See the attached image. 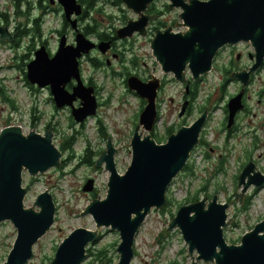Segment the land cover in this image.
<instances>
[{"label": "water", "instance_id": "95a60500", "mask_svg": "<svg viewBox=\"0 0 264 264\" xmlns=\"http://www.w3.org/2000/svg\"><path fill=\"white\" fill-rule=\"evenodd\" d=\"M156 0H123L127 8L138 14L137 21H129L119 29L117 38L125 40L135 33L147 37V29L158 15L148 14L149 6ZM172 10L182 9L181 18L189 31L173 33L169 28L159 31L152 43V50L163 71L173 73L176 80L184 82L189 68L194 79L209 73L220 49L227 45L249 42L256 51V63L252 71L264 63V0H170ZM58 3L66 22L75 34V44H68L64 34L54 56L45 46L34 53L27 65L26 78L31 86L40 90L49 88L55 104L60 109H70L75 123L82 125L95 117L98 100L95 89L87 86L80 70V60L98 49L106 54L110 42L96 44L79 28V17L84 7L79 0H51ZM160 19V18H159ZM0 40L14 42L8 26L0 23ZM248 76V75H247ZM234 77V76H233ZM235 78V77H234ZM246 84V78L236 77ZM75 83L71 91L67 86ZM128 90L146 102L139 116V128L130 143L132 161L124 174L118 172L115 156L119 154L111 139L107 149L96 163L105 164L111 173L105 199L91 203L80 216L91 215L99 228L120 233L118 264H131L134 258L136 235L152 209H162L168 204L167 193L173 181L189 162L191 153L199 144L205 116L190 127H182L165 144H158L151 137L158 119L157 98L160 79L143 82L132 75L127 81ZM1 97V95H0ZM79 102V106L76 103ZM185 106L182 110H185ZM243 92L229 100V124L234 125L237 113L243 110ZM182 116V114L180 115ZM141 128L148 136L140 135ZM63 153L55 145L53 134L41 135L36 131L24 134L19 127H7L0 133V225L9 221L17 230L16 242L2 264H28L34 257V247L55 223L56 203L50 193L39 195L34 203L39 212L25 208L27 190L23 187V174L42 175L61 166ZM255 168V169H254ZM256 167L248 164L239 178L240 190L246 193L249 186L257 190L264 187V175L259 171L250 176ZM246 177L249 181L245 182ZM95 189L90 179L84 192ZM231 205L218 202V196L207 204L199 201L181 207L168 230L180 229L183 239L197 260L213 264H264V221L244 235L239 245H229L224 234L228 226V208ZM99 234L79 228L72 232L58 247L49 264H84L90 244L96 243Z\"/></svg>", "mask_w": 264, "mask_h": 264}, {"label": "rangeland", "instance_id": "374dc122", "mask_svg": "<svg viewBox=\"0 0 264 264\" xmlns=\"http://www.w3.org/2000/svg\"><path fill=\"white\" fill-rule=\"evenodd\" d=\"M104 1L98 0L95 3L96 9L89 16L94 20L96 26L109 36L115 35L117 30L126 26L129 21H137L138 14L127 8L124 3L114 5ZM189 1L191 0H185L187 3ZM152 5L148 8L149 10ZM170 6V0L154 2V12L159 11L163 15L149 25L147 37L135 33L129 39L120 40L117 38L119 40L118 49L121 52H126L124 66H121V62L112 60L114 71L117 74L109 71L105 65L98 69L94 68L90 60L82 63V77L85 81L93 79L97 82L100 87L101 103L97 115L87 120L84 123V128L77 123L72 126L69 118L71 116L70 109L59 110L58 113L55 111L54 104L50 102L51 95L48 90H40L26 82L24 71L26 72L27 65L33 60L35 53L28 50L31 48L30 38L21 39L18 47L13 46L17 42L16 40L9 43L0 40V89L14 101L13 109L12 105L4 100L0 91V133L3 129L14 126L21 128L24 134L33 130L44 134L45 125L56 121L58 122L57 133L56 139L53 138V140L59 147L58 144L64 134L79 132L74 152H62L63 157L59 168L50 169L35 177L30 176L27 171L23 174V187L27 190L25 208L33 209L37 197L43 193H50L56 203L55 223L34 247V257L28 264L51 263L61 243L79 228L100 235L96 243L89 245L90 251H87L89 259L84 264L119 263L120 233L105 227L99 228L91 215H85L82 218L80 216L91 203L99 199L103 200L107 196L111 173L105 169V164L97 167L96 163L106 151L108 140L113 141L114 147L119 152L115 156V162L120 174L126 172L132 161L130 143L140 126L139 116L144 111L146 104L143 106L141 98L128 90L127 85L123 83V76L120 74L128 73L129 77L135 75V67L138 66L141 72L154 73L157 78L165 80L166 83L158 96L161 98L158 106L161 119L155 129L158 136L164 137L163 143L160 144L167 142L169 138L167 130L170 126H175L178 130L183 125L179 118L183 88L181 84L173 81V75L163 71L152 50V43L159 31L165 32L169 28L173 30V33L185 34L189 31L181 18L183 10H172ZM52 7L61 8L57 2ZM22 9L24 10V8ZM0 11H8L9 24H1L8 26L12 32L13 29L16 31L19 24L27 23V16L15 14V0H0ZM37 12V9H32L29 18L35 17ZM62 15L63 11L50 12L45 15L44 37L39 41L34 39L38 44L36 50L40 48L39 42L42 44L44 40L45 43L47 42L45 46L48 50L57 52L61 38L59 32L62 29ZM79 28L81 29L80 22ZM20 29L22 30L21 27ZM81 31L83 32L82 29ZM73 33L70 26L66 32L68 43H74ZM87 37L94 42L97 38L91 35ZM249 49L247 45L242 44L237 52L245 55ZM253 49L254 47L250 50ZM25 54H30V56L23 61L22 57ZM91 56L95 59L99 56V52L93 51ZM131 59L135 61V64L137 63L136 66L128 62ZM238 65L245 68L249 65V60L246 58L245 61L238 62ZM187 72L191 73L189 68ZM223 74L219 75L218 72H213L206 79L201 96L197 101V105L203 106L209 95L212 98L207 101V105L212 106L211 109H213L212 120L208 128V139H213L211 144L218 150L211 153L206 149L208 159L197 154L193 155V158L190 155L192 161H189V164H191L192 173L183 171L179 174L168 190V204L160 210L152 209L146 217L135 238V254L131 264H213L212 262L198 261L196 252L193 256L190 254L189 246L178 227L168 230V226L172 223L178 210L186 205L199 201L209 204L215 196H218L219 203L230 204L227 212L228 226L224 230L229 245H239L244 235L253 230L258 223L264 221V187L257 190L254 186H249L246 193L243 194L239 186L240 175L244 167L250 163L256 167L250 176L255 177L258 171L264 175V125L261 124L264 121V103H258V91L264 86V68L256 76L249 89L250 115L245 123L251 122V128L243 129L235 138L228 141H225L223 134L220 133L224 117L222 110L229 98L237 93L239 84L237 82L226 83L222 91L219 92ZM34 113L38 118L36 125H34ZM99 120L107 132L108 137L106 138H102L99 133ZM257 128H259L258 141L255 136L250 134V130L255 133ZM140 135L146 137L148 133L141 128ZM152 139L156 141V139ZM254 142L258 143L256 148L253 146ZM88 145L93 151L99 152L95 157L94 166H88L82 162ZM90 179L94 180L95 189L91 193L84 192L83 187ZM248 181L249 177H246L245 182ZM94 192H96V196H94ZM194 198H197L195 202ZM34 210L39 212L38 207ZM16 236L17 230L13 229L9 221L0 225V264L6 261L14 247Z\"/></svg>", "mask_w": 264, "mask_h": 264}, {"label": "flooded vegetation", "instance_id": "af4514ba", "mask_svg": "<svg viewBox=\"0 0 264 264\" xmlns=\"http://www.w3.org/2000/svg\"><path fill=\"white\" fill-rule=\"evenodd\" d=\"M152 4H151L152 7L150 8V10L148 9V13L151 12L150 15H158L159 16L158 19H159L161 17V15H163V14L159 11L158 12L156 11V13H155L153 10L154 9V3H152ZM151 23H153V22H151ZM124 27H126V26H124ZM116 33H115V35H112V36L108 35L109 40H101V39L96 38V41H95L96 44H99L101 42H110L111 43V49L106 54H102L98 49L93 50V51L99 52V56L96 57L95 59H93L91 56V53L93 51L89 55L84 56L80 60V70H81L82 63L84 61L90 60L91 63L93 64V66H94V62H96V63L100 64L102 67H103V65H105V67H107V69L109 71L117 74L113 68L114 67L113 61L121 62V66H124V64H125L124 62L126 61V58H125L126 52H121L118 49L119 40L117 39ZM19 36H20L19 32L17 30L15 31L13 29V32H12L13 39H16V41H17ZM43 42H45V41L43 40ZM46 44H47V42H46ZM68 44H70V45L75 44V34H74V43L73 44L68 43ZM242 44L247 45L250 49L253 48V46L249 42H241L237 45H227V46L223 47L222 49L219 50V52L217 53V55L214 58L211 71L205 75H201L198 79H194L193 75L191 73L187 72V70L185 72L186 79L184 82H179L178 80L175 79L173 73H168V74L173 75L172 76L173 81L175 83L178 82L179 84H181V87L183 88V95H182V99H181L182 106L180 108V113H179V118L183 122V127H190L196 121H198L199 119H201L202 117L205 116L204 125L202 127V131H201L200 138H199V144L195 148V150L191 153L192 158H193V155L197 154V155H201L202 157H205V159H208V154L206 153V149H208L211 153H215L218 150L212 146L213 144H211L213 139L212 140L208 139V128H209V125H210L211 120H212L213 109H211L212 106L207 105V101L212 99L211 96L210 95L208 96V100L205 102V104L203 106L197 105V101H198L199 97L201 96V93L203 90V84L205 83L206 79L213 72H218L219 75L221 73H224L223 74V80L221 82V85L219 86V90H220L219 92L222 91V89L226 85V83L237 82L239 84V89H238L237 93L235 95L231 96V98H229V100L232 99L233 97L239 95L241 92H243L244 108H243V110H241L237 113V115L235 117L234 125L231 127V129L228 128V124H229L228 103H229V101H228V103H225L223 106L222 111H223L224 117H223V120L221 123L220 133L223 134L225 141H228L230 139L235 138L236 135L238 133H240L243 129H247L249 127L251 128V124H250L251 122L245 123V120H247L249 115H250V111H249V107H248L249 89H250V85L254 82L256 76L263 70L264 63L262 64V66L258 70L252 71V69L256 63V51H255V49H253V50L249 49V51H247L245 53V55L241 54V52H237V49ZM37 46H38V44H37ZM41 46H45V45L40 43L39 47H41ZM58 46H59V43H58ZM49 53L51 56L55 55V52H52L50 50H49ZM244 58L245 59L247 58L249 60V65H247L245 68H241L240 65H238V62L245 61ZM220 60H222L223 62H221ZM131 61H132V59L128 62L131 63ZM136 65H137V63L134 66H136ZM135 68H136L135 69V76L139 77L145 83L149 82L150 80H152L154 78H157L154 73L146 74L144 72H141V69H139L138 66H136ZM81 75H82V73H81ZM120 75L123 76V83L126 85V81L129 77L128 76L129 74L127 73V74H120ZM233 76L235 77V79L233 78ZM238 76H241L242 78L247 77V79H246L247 85H244L245 83L242 80L236 78ZM157 79H159V78H157ZM82 80L87 86L94 87L95 94H96L97 100H98V107H100L101 106V103H100V87L98 86L97 82L93 79H89V80L85 81L83 77H82ZM160 82H161V87H162V88H160V90H162L166 82L163 78H160ZM74 85H75V83L69 84L67 86V89L69 91H71V89ZM33 89H35V88L33 87ZM46 90H48L49 94L51 95L50 89L46 88ZM160 90L158 92V96H159ZM140 101H141L143 106H144V104H146L144 100L141 99ZM159 101H161L160 97L157 98V107L159 106ZM50 102L54 104L52 96H50ZM258 103L259 104L264 103V86L260 91H258ZM184 105H186L185 110H182ZM76 106H79V102L76 103ZM53 107L55 108V111L58 113L59 110L55 107V104ZM64 109H66V108H64ZM60 110H63V109H60ZM181 114H182V116H180ZM159 118L161 119V116L159 117V113H158V119H157V122L155 124L154 130L156 129V127L158 125ZM34 122H37V119H35ZM49 123L46 124L44 127V134H46L47 132H49V133L51 132L54 136L53 138L56 139L58 122L53 121V122H49ZM261 124L264 125V121ZM258 131H259V128H257V131L255 133H252L250 130V134L255 136L257 141L259 140ZM154 132H156V130ZM253 146L256 148L258 146V143L254 142ZM83 156H84V154H83ZM192 158L189 159V161H192ZM88 251H89V249H88Z\"/></svg>", "mask_w": 264, "mask_h": 264}, {"label": "trees", "instance_id": "16d2710c", "mask_svg": "<svg viewBox=\"0 0 264 264\" xmlns=\"http://www.w3.org/2000/svg\"><path fill=\"white\" fill-rule=\"evenodd\" d=\"M98 0H79V2L81 4H83L84 6V12L82 14V16L79 17V22L81 24V29L83 30L84 34L86 36H96L98 39L101 40H109V36L108 34H106L104 31H102L101 29H99L96 26V23L94 22L93 19L90 18V14L93 12V10L96 9L95 7V3ZM117 1V2H114ZM104 2H111L114 5L116 4H120L123 3V0H105ZM24 8V10L22 9ZM37 9V14L35 17L33 18H29V15L31 14L32 9ZM50 12H54V13H58V12H62V9L60 7H52L51 4V0H15V14L17 16H27V23L26 24H19L18 27H16V30L19 32V38L17 40V42L14 43V47H18L20 45V41L21 39L24 38H30V42H31V48L28 49L30 52H35L36 48H37V44L35 43L34 39H37L38 41L43 39L44 35H43V21H44V17L45 15H47ZM63 21H62V29L60 30L59 34L60 36H62L63 34H65L70 25L66 22L64 15H62ZM10 22V15L8 13V11L6 12H1L0 11V23H3L5 25H8ZM20 27L22 28V30L20 29ZM41 43V42H39ZM43 45H46L45 42L42 43ZM30 54H25L22 57V60H27L29 58ZM131 63L133 65H135V61L132 60ZM18 67V66H17ZM94 68H100L101 65L94 62ZM25 73V80L27 81L26 78V72ZM29 84V83H28ZM2 96L4 98V100L8 103H10L14 109V101L12 99L9 98V96L6 94V92H4L3 90H1ZM135 95V94H134ZM136 96V95H135ZM71 122H72V126L76 125L75 122L73 121L72 116L69 117ZM34 120L38 118L35 116L34 113ZM37 122H34V125H36ZM50 124V123H49ZM49 126V125H48ZM82 128H84V124L79 125ZM183 125H181L179 128H181ZM177 131V128L175 126H170L167 130V136L170 137L172 136L175 132ZM79 132L76 133H72V134H67L62 137V139L60 140L59 145V149L64 152V153H71L74 152V146L77 143V135ZM99 133L101 135L102 138H106L108 137L107 132L105 131V129L103 128L102 122L99 120ZM152 138L156 139V142L158 144L163 143V138L164 137H160L156 134V132H152ZM99 152H95L91 149V146L88 145V147L86 148L85 152H84V156L82 158V162L85 165L88 166H94L95 165V157L98 155ZM63 163L65 164V161H63ZM186 173H192V167L191 165L188 163L186 165V167L183 170ZM96 192H94V196H96ZM197 200V198H194V202ZM170 204V202H169ZM90 251V250H89Z\"/></svg>", "mask_w": 264, "mask_h": 264}]
</instances>
